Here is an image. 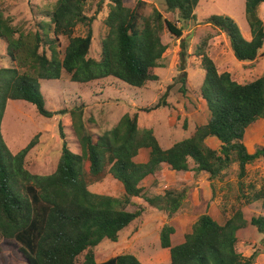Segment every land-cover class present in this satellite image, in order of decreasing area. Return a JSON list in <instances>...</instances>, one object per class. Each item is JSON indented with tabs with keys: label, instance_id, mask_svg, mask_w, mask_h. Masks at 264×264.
<instances>
[{
	"label": "trees",
	"instance_id": "16d2710c",
	"mask_svg": "<svg viewBox=\"0 0 264 264\" xmlns=\"http://www.w3.org/2000/svg\"><path fill=\"white\" fill-rule=\"evenodd\" d=\"M43 1L45 14L35 29L14 26L12 18L0 14V41L7 45L3 57L11 62L9 67L0 68V241H15L28 264H143L131 254L97 263L96 248L105 239L117 242L124 229L142 218L144 209L128 211L135 198L164 211L170 220L183 207L187 190H168L153 197L144 193L141 184L164 166L175 172L206 173L213 180L235 164L241 200L248 204L261 201L264 209V184L260 189L245 184L248 166L264 159V146H258L251 154L244 142L247 130L264 120V75L239 84L230 73H219L217 63L202 47L198 54L205 70L201 97L210 117L207 123L197 125L190 137L164 149L152 129H139V114L135 113L125 114L95 141L92 122L84 120L81 105L71 110L80 152H73L64 139L55 172L46 176L31 173L26 159L34 143L13 154L4 141L1 126L10 101H24L46 119L57 114L46 107L42 81H58L65 72L73 83L113 78L142 89L159 80L155 70L162 61L173 57L172 66L180 72V92H188L189 54L183 27L165 19L157 10L152 16H144L145 1L135 5L125 0L98 2L96 15L108 2L103 21L106 35L101 41L99 59L91 56L96 15L89 16L87 12L90 0ZM165 3L169 12L179 13L180 23L195 19L199 0ZM262 4L264 0H246L251 40L242 35L230 17L217 15L206 21L226 35L240 62H254L260 56L264 22L258 10ZM78 27L84 28L83 36H75ZM64 39L68 43L61 50ZM167 97L168 91L145 112L168 107ZM63 113L64 110L59 112ZM209 137L220 141V150L207 145ZM141 150L147 152V159L140 163L136 158ZM108 175L123 185L120 198L90 191ZM250 223L264 233V216L253 217ZM247 224L241 209L224 224L204 214L178 245L172 244L175 228L165 225L160 244L169 250L168 264H254V256L247 258L237 251V232Z\"/></svg>",
	"mask_w": 264,
	"mask_h": 264
},
{
	"label": "rangeland",
	"instance_id": "374dc122",
	"mask_svg": "<svg viewBox=\"0 0 264 264\" xmlns=\"http://www.w3.org/2000/svg\"><path fill=\"white\" fill-rule=\"evenodd\" d=\"M90 0L87 12L96 15L98 2ZM135 5L140 0H125ZM147 3L143 15L152 16L157 10L165 19L183 27L188 43L186 72L188 74L186 94L180 92V72L172 66L173 57L161 62V67L155 70L159 76L156 82L148 83L144 88L137 89L108 78L87 84L73 83L67 73L58 81H42L41 91L48 110L57 113L51 119L38 114L36 109L24 101H10L2 121L4 141L13 154H17L31 143V150L26 159L27 169L37 175H50L55 172L64 139L71 150L80 152L79 144L72 127L71 110L83 105L84 120L92 122L90 126L95 132L94 140L99 135L111 130L125 115L139 114V129H152L164 149L170 148L190 135L195 127L207 123L210 113L201 97V88L205 80V70L198 56L202 47L219 68V73L228 72L239 84H245L264 75V45L259 58L254 62L238 61L231 49L226 35L206 21L212 16H227L234 20L242 35L251 40V33L246 21V0H199L194 11L195 19L179 23V13L169 12L165 0H142ZM51 2V1H50ZM43 0H0V14L10 17L14 26L35 29L37 23L45 14ZM108 13V2L104 9L96 15L94 21V40L91 56L99 59L101 41L106 35L103 25ZM264 22V4L258 10ZM162 34L166 32L162 26ZM84 28L78 27L75 36H83ZM68 41L64 39L61 50ZM7 45L0 41V68L9 67L10 60L6 55ZM168 91V107L145 112L154 107L160 98ZM62 110L63 114H59ZM64 134V137H62ZM245 145L249 153H254L258 146H264V120H259L246 132ZM208 146L220 150L221 143L215 137L206 140ZM147 152L141 150L137 162H144ZM191 168L194 163L190 161ZM238 166L230 169L218 178L211 180L206 173L175 172L168 166L155 176L147 178L141 185L145 195L149 197L163 195L168 190H187V198L183 207L170 220L164 211L149 206L143 199L135 198L128 211L144 209L142 218L134 221L124 229L117 242L108 239L96 248V262L102 263L112 257L131 254L143 264H168L169 250L160 244V233L167 224L175 228L172 244L178 245L184 241L186 234L192 231L199 217L209 214L220 224L241 209L247 226L237 232L239 239L237 251L244 257L254 256V264H264V233L251 225L253 217L264 216L262 202L252 204L241 200L238 192ZM245 184H251L260 189L264 184V159L248 166ZM246 191L249 192V190ZM93 193L120 198L124 193L123 185L108 175L103 181L90 187ZM0 264H28L15 241H0Z\"/></svg>",
	"mask_w": 264,
	"mask_h": 264
},
{
	"label": "crops",
	"instance_id": "0c3cea01",
	"mask_svg": "<svg viewBox=\"0 0 264 264\" xmlns=\"http://www.w3.org/2000/svg\"><path fill=\"white\" fill-rule=\"evenodd\" d=\"M261 8V6L259 7V9Z\"/></svg>",
	"mask_w": 264,
	"mask_h": 264
}]
</instances>
